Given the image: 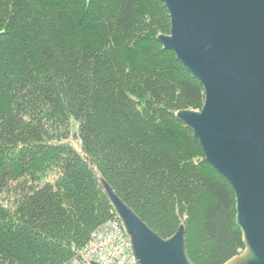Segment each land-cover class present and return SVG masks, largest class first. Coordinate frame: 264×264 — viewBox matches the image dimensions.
Masks as SVG:
<instances>
[{
	"label": "trees",
	"instance_id": "obj_1",
	"mask_svg": "<svg viewBox=\"0 0 264 264\" xmlns=\"http://www.w3.org/2000/svg\"><path fill=\"white\" fill-rule=\"evenodd\" d=\"M169 28L161 0H0V264L72 260L113 214L101 179L162 239L182 225L192 264L241 254L234 194L175 118L204 92Z\"/></svg>",
	"mask_w": 264,
	"mask_h": 264
},
{
	"label": "water",
	"instance_id": "obj_2",
	"mask_svg": "<svg viewBox=\"0 0 264 264\" xmlns=\"http://www.w3.org/2000/svg\"><path fill=\"white\" fill-rule=\"evenodd\" d=\"M161 2L170 28L156 41L204 92L199 111L180 110L175 118L234 194L243 251L225 264H264V0ZM100 185L137 264H192L182 225L162 239L104 180Z\"/></svg>",
	"mask_w": 264,
	"mask_h": 264
},
{
	"label": "built area",
	"instance_id": "obj_3",
	"mask_svg": "<svg viewBox=\"0 0 264 264\" xmlns=\"http://www.w3.org/2000/svg\"><path fill=\"white\" fill-rule=\"evenodd\" d=\"M137 264L123 226L114 214L95 228L77 255L64 264Z\"/></svg>",
	"mask_w": 264,
	"mask_h": 264
},
{
	"label": "rangeland",
	"instance_id": "obj_4",
	"mask_svg": "<svg viewBox=\"0 0 264 264\" xmlns=\"http://www.w3.org/2000/svg\"><path fill=\"white\" fill-rule=\"evenodd\" d=\"M165 35V34H164ZM75 126H74V124L71 126V133L73 134L74 133V131H75ZM70 144H72L76 149H78L79 148V143H78V141L74 138V136L73 137H71L70 139H69V141H68ZM188 232H187V235H188V239H189V244H190V246H191V242H192V235H191V229H190V227L188 228V230H187ZM194 233L196 234V230H195V228H194Z\"/></svg>",
	"mask_w": 264,
	"mask_h": 264
}]
</instances>
